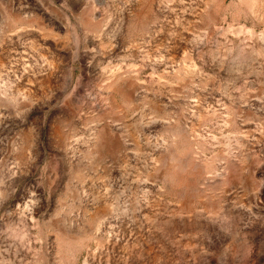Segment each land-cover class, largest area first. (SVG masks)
I'll list each match as a JSON object with an SVG mask.
<instances>
[{
    "label": "rangeland",
    "instance_id": "rangeland-1",
    "mask_svg": "<svg viewBox=\"0 0 264 264\" xmlns=\"http://www.w3.org/2000/svg\"><path fill=\"white\" fill-rule=\"evenodd\" d=\"M0 264H264V0H0Z\"/></svg>",
    "mask_w": 264,
    "mask_h": 264
}]
</instances>
